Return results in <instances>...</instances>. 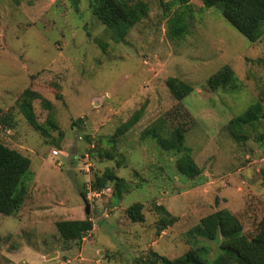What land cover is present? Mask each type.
<instances>
[{"label": "rangeland", "instance_id": "obj_1", "mask_svg": "<svg viewBox=\"0 0 264 264\" xmlns=\"http://www.w3.org/2000/svg\"><path fill=\"white\" fill-rule=\"evenodd\" d=\"M143 1L147 16L115 39L92 15L90 0H80L76 9L68 0H0V115L34 84L58 127L42 137L15 111V128L0 129V142L31 161L29 198L19 217L0 214V264H135L149 251L173 260L206 244L210 251L201 255L211 260L219 239L186 242L200 219L225 209L241 216L248 231L260 220L263 148L252 138L236 142L225 126L255 101L264 107V27L260 40L250 43L223 19L219 6L201 9L191 0L187 33L171 41L167 21L175 6ZM224 66L233 70L237 89L204 94L207 78ZM170 77L193 87L183 100L194 122L184 148L202 171L193 180L176 172L175 153L139 137L173 105L165 85ZM40 103L34 102L33 112L43 123L49 110ZM142 106L144 117L118 142L126 166L117 175L129 181L130 191L114 206L111 196L89 198L91 232L80 244L63 242L54 223L83 219L82 195L93 171L114 167L112 161L86 160L91 146L83 137L111 135ZM137 202L144 206L141 225L124 213ZM156 205L176 217L159 235Z\"/></svg>", "mask_w": 264, "mask_h": 264}, {"label": "trees", "instance_id": "obj_2", "mask_svg": "<svg viewBox=\"0 0 264 264\" xmlns=\"http://www.w3.org/2000/svg\"><path fill=\"white\" fill-rule=\"evenodd\" d=\"M68 1L76 9L80 0ZM197 1L200 2L201 9L219 6L223 19L250 43L260 40L263 33L261 29L264 27V0ZM160 2L163 7H168L169 3L175 6L174 14L167 21V37L171 41L180 39L187 33L189 22L193 19L191 0H160ZM89 7L92 15L106 30L112 32L114 38L116 36L115 39L128 33L147 16L148 12V4L143 0H90ZM181 9L186 10L181 11ZM165 85L174 99V103L169 110L142 128L139 137L143 140L149 138L162 150L175 153L174 168L176 172L193 180L202 171L194 163L191 151L184 148L185 135L194 126V122L183 103V100L193 92V87L175 77L168 78ZM237 86L233 70L224 66L207 78L201 91L204 94L226 89L234 91ZM37 91L39 90L36 85L30 84L8 112L0 115L2 131L6 128L9 130L15 128L13 119L15 111L20 113L27 124L42 137L48 136L49 129H58L57 124L53 122L52 107L48 106L50 103ZM39 100L40 105L44 104V107L49 110L43 123H39L36 113L33 112L34 102ZM144 111L145 107H140L111 135L105 136L103 139L93 140L89 135L83 137L84 141L91 146L85 155L86 160L89 158L108 160L114 163V167L97 172L93 171L96 166L89 163V167L93 168V175L82 195L84 218L54 223L55 230L63 242L80 244L82 239L91 232L93 224L89 193L99 194L98 197L93 198V202L111 196L108 202L109 205L114 206L115 200H120L124 194L130 191L129 181L117 175V170L126 166L125 159L118 153V142L144 117ZM263 112L262 102L255 101L248 106L242 116L229 120L225 128L236 142L252 138L264 151ZM52 144L56 145L57 143L53 141ZM30 178V159L22 155L20 151L0 142L1 215L19 217L20 210L29 198ZM260 181L264 186V168L260 170ZM85 202L89 205V213L85 211ZM143 207L141 203H134L125 209V216L131 223L141 225L145 221ZM154 211L159 216L155 223V233L159 235L174 224L176 217H171L161 205H156ZM240 217L225 209L218 210L200 219L197 225L186 232L187 243H191V241L197 243L199 238L208 241L219 239V251L214 259L209 260L201 255V253L204 255L210 251L206 244L200 245L199 249L190 247L173 260L161 257L154 251H149L144 256L138 257L135 264H264V211L259 221L251 222L249 231L245 229V223ZM203 249H206V252Z\"/></svg>", "mask_w": 264, "mask_h": 264}, {"label": "built area", "instance_id": "obj_3", "mask_svg": "<svg viewBox=\"0 0 264 264\" xmlns=\"http://www.w3.org/2000/svg\"><path fill=\"white\" fill-rule=\"evenodd\" d=\"M51 153H52V156H58V154H59V152L57 150H52ZM98 196H99V194H96L93 192L88 194V198H94V197H98Z\"/></svg>", "mask_w": 264, "mask_h": 264}, {"label": "water", "instance_id": "obj_4", "mask_svg": "<svg viewBox=\"0 0 264 264\" xmlns=\"http://www.w3.org/2000/svg\"><path fill=\"white\" fill-rule=\"evenodd\" d=\"M85 205H86L85 211H86V213H89V205H88V203L85 202Z\"/></svg>", "mask_w": 264, "mask_h": 264}]
</instances>
